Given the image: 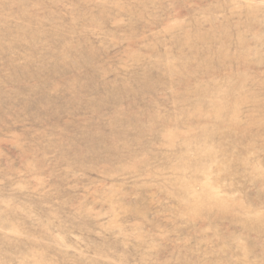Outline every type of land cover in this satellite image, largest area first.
I'll return each mask as SVG.
<instances>
[{
    "label": "rangeland",
    "instance_id": "374dc122",
    "mask_svg": "<svg viewBox=\"0 0 264 264\" xmlns=\"http://www.w3.org/2000/svg\"><path fill=\"white\" fill-rule=\"evenodd\" d=\"M0 264H264V0H0Z\"/></svg>",
    "mask_w": 264,
    "mask_h": 264
}]
</instances>
